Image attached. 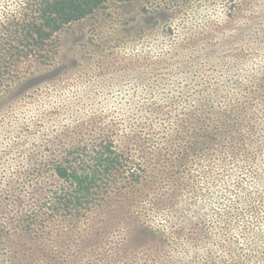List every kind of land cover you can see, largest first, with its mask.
<instances>
[{"label":"trees","instance_id":"obj_1","mask_svg":"<svg viewBox=\"0 0 264 264\" xmlns=\"http://www.w3.org/2000/svg\"><path fill=\"white\" fill-rule=\"evenodd\" d=\"M112 1L127 0H0V95L51 66L66 25ZM165 75L151 92H169ZM252 79L189 83L182 103L140 98L120 123L42 135L0 215V264H264V69ZM214 168L219 191L202 202Z\"/></svg>","mask_w":264,"mask_h":264},{"label":"rangeland","instance_id":"obj_2","mask_svg":"<svg viewBox=\"0 0 264 264\" xmlns=\"http://www.w3.org/2000/svg\"><path fill=\"white\" fill-rule=\"evenodd\" d=\"M58 38L51 66L37 68L36 79L0 95V215H6L11 186L21 183L33 142L41 144L42 135L81 129L92 120L120 123L132 117L133 109H126L138 99L181 100L180 88L189 83L202 87L221 79L230 91L250 83L264 69V0L112 1L66 25ZM226 56L240 61L232 71L226 70ZM185 60V71L199 75L181 74ZM140 71L147 77L141 79ZM217 71L228 72L215 77ZM158 72H166L161 86L169 83V92L149 90ZM211 173L199 186L202 202L211 197L205 190L219 191L214 181L222 175L218 168Z\"/></svg>","mask_w":264,"mask_h":264}]
</instances>
